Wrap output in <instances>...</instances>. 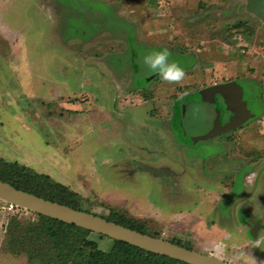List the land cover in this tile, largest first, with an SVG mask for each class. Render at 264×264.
<instances>
[{
	"label": "rangeland",
	"instance_id": "rangeland-1",
	"mask_svg": "<svg viewBox=\"0 0 264 264\" xmlns=\"http://www.w3.org/2000/svg\"><path fill=\"white\" fill-rule=\"evenodd\" d=\"M111 21L117 35L98 32ZM164 47L185 71L179 81L142 64ZM232 81L257 117L182 144L178 101ZM262 111L264 0H0V159L63 184L81 211L231 264H264V234L251 238L247 220L264 221ZM206 115L188 107L186 140L211 130ZM13 217L36 220L0 200V264H29L9 251Z\"/></svg>",
	"mask_w": 264,
	"mask_h": 264
},
{
	"label": "trees",
	"instance_id": "trees-1",
	"mask_svg": "<svg viewBox=\"0 0 264 264\" xmlns=\"http://www.w3.org/2000/svg\"><path fill=\"white\" fill-rule=\"evenodd\" d=\"M132 50L131 60L136 69L135 73L139 74L140 66L136 63L138 52L135 47ZM146 83V80L141 82L143 85ZM174 132L181 143L194 141V137L191 142L186 140L187 132L181 125V119L176 121ZM0 181L79 210L74 198L75 193L63 184L54 182L50 176L38 174L18 162L0 159ZM34 214L36 220L28 222L13 217L7 227L9 251L16 256L25 255L29 264H189L152 253L124 241L111 239L75 224H68L35 212ZM107 220L141 233L146 232L143 224L120 221L113 217ZM107 239L109 246H106L107 243L104 242ZM173 242L193 249L190 245Z\"/></svg>",
	"mask_w": 264,
	"mask_h": 264
},
{
	"label": "water",
	"instance_id": "water-1",
	"mask_svg": "<svg viewBox=\"0 0 264 264\" xmlns=\"http://www.w3.org/2000/svg\"><path fill=\"white\" fill-rule=\"evenodd\" d=\"M245 94L243 86L236 81L214 85L199 91V96L205 103L215 102L216 96L220 95L224 100L226 110L231 112L233 116L227 124H223L224 120L221 116V110L217 109L216 118L214 121L210 120L212 121L211 130L204 135L195 137V140H206L217 137L257 117L256 114L248 108V102L244 100ZM187 105L190 104L188 103ZM235 106L244 107L242 111L243 114L236 112L233 108ZM263 113L262 111L260 115ZM0 200L13 206L30 210L68 224H75L92 232L105 235L111 239L124 241L152 253L165 255L189 264H231L212 255L200 253L193 249H188L115 222L108 221L101 216L36 196L17 189L11 184L3 181H0Z\"/></svg>",
	"mask_w": 264,
	"mask_h": 264
},
{
	"label": "flooded vegetation",
	"instance_id": "flooded-vegetation-1",
	"mask_svg": "<svg viewBox=\"0 0 264 264\" xmlns=\"http://www.w3.org/2000/svg\"><path fill=\"white\" fill-rule=\"evenodd\" d=\"M68 6L72 9H75L73 6H71V4H68ZM109 15L106 16V17H109L110 20H112V16L110 13H108ZM113 22V21H111ZM111 22H108L109 25L108 28H110L111 30L109 29H103V30H100L98 31L99 33H110V35H117V33L119 32V30L121 29V27L119 26V24L117 23V21H115L116 23L113 24ZM126 29L128 30V44H129V51L130 49L136 47V41H135V38H134V28H129V27H126ZM98 36V35H97ZM96 37V36H95ZM137 48V47H136ZM138 52V51H137ZM130 54V57H131V51L129 52ZM132 58V57H131ZM135 75V74H134ZM244 88V91H245V87ZM244 100L245 97H244ZM248 102V101H247ZM190 104L192 105V107H195V108H200L203 110V114L204 116H208L210 120H213L216 118V110L217 109H220L221 110V116L223 117V124H227L230 120V118L233 116V114L231 112H228L226 110V106H225V103H224V100L223 98L220 96V95H217L216 96V101L215 102H211V103H205L202 101L201 97L199 96V91L192 94L191 96H187V98H185L184 100H180L178 101V104L176 106V112H175V116L174 118H176V121L181 119V125L183 127L184 126V118L186 117V113L188 111V107L190 105H187V104ZM256 105H259L258 102L255 103ZM234 110L236 112H238L239 114L242 113L243 114V110H244V107H240V106H235L233 107ZM248 108L251 109V107L249 106V103H248ZM252 110V109H251ZM179 113V114H178ZM179 115V116H178ZM255 118H253L254 120ZM251 121V120H249ZM249 121H247L245 124L243 125H240L239 127L235 128V129H232L231 131L229 132H226V133H231L235 130H238L239 128H242L243 126H245ZM212 122V121H210ZM226 133H223V134H226ZM200 140H195L194 138V141H192L190 144L188 143H184L185 146H194L195 144H197V142H199ZM183 144V143H182ZM248 222H250V224L252 225L249 229V235L251 238L253 239H256L259 238V235L262 236V234H264V221L261 220V218H257V217H252V216H249L247 218ZM262 221V222H261ZM256 222V223H255ZM229 234H230V237H232V233L229 231ZM229 237V238H230Z\"/></svg>",
	"mask_w": 264,
	"mask_h": 264
},
{
	"label": "clouds",
	"instance_id": "clouds-1",
	"mask_svg": "<svg viewBox=\"0 0 264 264\" xmlns=\"http://www.w3.org/2000/svg\"><path fill=\"white\" fill-rule=\"evenodd\" d=\"M171 52L168 48L151 50L142 58V64L165 81H179L184 75V69L175 61H170Z\"/></svg>",
	"mask_w": 264,
	"mask_h": 264
},
{
	"label": "crops",
	"instance_id": "crops-1",
	"mask_svg": "<svg viewBox=\"0 0 264 264\" xmlns=\"http://www.w3.org/2000/svg\"><path fill=\"white\" fill-rule=\"evenodd\" d=\"M226 236H227V237H230L229 231L226 233ZM221 239H224L223 236L221 237ZM228 261H229L230 263H233V261H231V260H228Z\"/></svg>",
	"mask_w": 264,
	"mask_h": 264
},
{
	"label": "built area",
	"instance_id": "built-area-1",
	"mask_svg": "<svg viewBox=\"0 0 264 264\" xmlns=\"http://www.w3.org/2000/svg\"><path fill=\"white\" fill-rule=\"evenodd\" d=\"M11 207H13V205H11Z\"/></svg>",
	"mask_w": 264,
	"mask_h": 264
}]
</instances>
